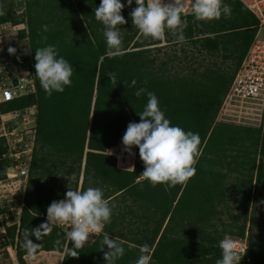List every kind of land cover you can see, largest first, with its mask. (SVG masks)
Here are the masks:
<instances>
[{
  "label": "trees",
  "instance_id": "1",
  "mask_svg": "<svg viewBox=\"0 0 264 264\" xmlns=\"http://www.w3.org/2000/svg\"><path fill=\"white\" fill-rule=\"evenodd\" d=\"M99 3L100 0H0V24H25L26 29H19L16 37L26 40L24 48L31 52L32 59L28 51L22 56L18 51L10 54L8 48L13 46L5 45L0 57L12 55L18 68L31 69L36 87L34 93L1 103L0 112L31 104L37 108L35 148L24 205L18 229L16 225L7 227L8 239L3 245L13 244L19 264H26L24 256L29 254L22 246L25 230L45 223L49 204L64 198L69 179L71 189H78L82 174L79 189L103 187L105 197L118 206L117 212H112L111 223L103 229L125 248L116 264H134L144 244L149 246L151 264H215L221 258L219 241L226 235L247 239L239 264H264V126L252 128L216 120L222 98L253 39L257 18L240 0H224L231 5L230 17L200 21L192 13L182 14L187 21V40L200 52L212 57L221 52L223 61L232 62L224 66L217 61L197 64L182 73L169 68L177 57L175 50L159 61L151 56L153 49L159 50L152 45L160 40L141 36L132 25L126 0H121L125 4L121 14L127 21L120 26L123 54L109 58L104 26L95 18ZM21 6L24 8L18 12ZM44 25L47 31L43 30ZM45 36L47 40L43 39ZM173 36L166 30L168 43L177 42ZM49 44L55 45L58 54L74 68L71 86L50 97L42 89L34 68L35 49ZM181 51L186 59L193 58L188 50ZM110 72L116 74L115 85L108 78ZM133 79L137 81L135 87L130 86ZM145 79L146 85L142 83ZM140 87L156 94L161 110L173 125L199 133L201 155L194 165L196 173L186 186L152 187L140 176L144 165L138 147L134 171L117 167L116 156L108 153L122 142L127 124L140 120L137 113L147 102L146 94H134ZM8 165V159L0 160V171ZM59 173L58 186H50ZM42 179L48 184L41 183ZM230 196L238 202L234 209L239 214L227 207L233 222L227 224L218 215L223 211L219 207L227 204ZM261 201L259 222L256 207ZM120 204L126 205L121 208ZM125 217H129L126 223ZM214 219L224 228L218 230ZM246 220L256 228L255 232L247 231ZM66 233L55 224L40 241L32 235L29 238L41 244L36 253L62 252L61 264H106L103 252L107 246L100 250L102 234L88 240L74 258L64 251ZM57 239L60 245L54 243Z\"/></svg>",
  "mask_w": 264,
  "mask_h": 264
},
{
  "label": "clouds",
  "instance_id": "2",
  "mask_svg": "<svg viewBox=\"0 0 264 264\" xmlns=\"http://www.w3.org/2000/svg\"><path fill=\"white\" fill-rule=\"evenodd\" d=\"M126 2L131 6L133 0ZM182 2L183 0H135L136 7L130 12L132 25L143 38L164 40L166 30H170L176 36L177 42L183 43L186 40L184 29L187 21L182 16ZM124 7L121 0H100L95 8V18L104 26L103 35L109 58L123 54V34L120 26L127 23L121 14ZM231 13V5L224 3V0H192V14L197 20L210 21L219 19L222 15L230 17ZM42 27L47 31L46 25ZM43 39L47 40V37ZM8 52L13 54L15 49L9 47ZM34 60L35 74L47 96L50 97L53 92H63L65 87L71 86L74 68L67 59L58 54L55 45L36 48ZM108 78L113 85L118 82L115 73H108ZM142 83L146 85L148 81L145 79ZM136 84L137 81L133 79L130 86L135 87ZM142 93L146 94L147 102L143 110L137 113L139 122L130 121L127 124L121 142L124 151L132 155V147H138L139 157L144 165L140 176L152 187L157 184H166L168 188L177 184L186 186L196 173L194 165L201 155L199 133L173 125L161 110L156 94L146 87L138 88L134 94L139 97ZM131 169L134 171L132 167ZM114 207L99 187L68 188L63 199L53 200L47 207L45 223L31 231L25 230L22 246L29 255L34 256L41 244L33 242L30 235L40 241L42 235L51 233L56 223L70 222L71 228L65 237L67 244L64 245L66 256L78 257L79 250L83 249L90 235L102 234L100 250L103 251L104 246H107V251L103 252L104 260L106 264H116L123 257L125 248L121 242L103 231L104 226L111 223ZM69 242L72 243L71 247ZM54 243L60 245L61 241L57 239ZM218 246L221 249V258L215 264H239L245 254L228 236L222 238ZM139 252L134 264H151L149 246H140Z\"/></svg>",
  "mask_w": 264,
  "mask_h": 264
},
{
  "label": "built area",
  "instance_id": "3",
  "mask_svg": "<svg viewBox=\"0 0 264 264\" xmlns=\"http://www.w3.org/2000/svg\"><path fill=\"white\" fill-rule=\"evenodd\" d=\"M240 1L257 18L256 31L222 98L216 120L263 129L264 0ZM6 24L13 36L8 43L5 42V38L2 40L0 49L4 45L13 46L15 51L23 52V54L28 51L31 58V52L24 48L26 40H19L16 37L18 30L23 29L19 28V25L24 23L5 22L0 26ZM12 55L0 57V104L25 94L34 93L36 89L31 69L18 68ZM32 65L31 62V68ZM36 112L35 104L20 110L0 112V160H9V165L0 171V264H19L15 246L10 242L4 245L3 243L8 239V226L16 225V230L18 229L20 212L24 205V192L28 182V170L35 146ZM116 163L120 166L118 160ZM23 178H26L25 183L22 182ZM19 190H23V194L17 200L14 195ZM11 213L18 215L16 221H8ZM56 225L66 232L71 228L70 222L56 223ZM226 236L231 237L239 249L246 251V237Z\"/></svg>",
  "mask_w": 264,
  "mask_h": 264
},
{
  "label": "rangeland",
  "instance_id": "4",
  "mask_svg": "<svg viewBox=\"0 0 264 264\" xmlns=\"http://www.w3.org/2000/svg\"><path fill=\"white\" fill-rule=\"evenodd\" d=\"M14 1H16V0H14ZM134 7H136L135 0H133V3H132L131 6L127 5L126 9L131 12L132 8H134ZM23 8L24 7L21 6V7H19L17 9V11L20 12V11L23 10ZM181 12H182V14H190V13H192V0H183L182 6H181ZM7 27H8V24H6L4 26H0V33H1L0 34V43H2V40L4 38H5V42L8 43V41H10V39L13 36L11 34L12 31L9 30ZM20 27L26 29L25 24H20L19 28ZM169 33L172 34L170 32V30H169ZM168 36L170 37L172 35H168ZM172 38H175V35ZM149 39H152V38H149ZM167 40H168V38L166 37V39L160 40L159 43H156L155 45H152V47L157 46L159 48V50L153 49L151 51V53H152L151 56L152 57H156V61H159L161 59V57H163V56H165V57H167V55L171 56L172 55L171 54L172 51L175 50L177 57H175V59H173V61L170 62V65H169V68H170V70H172V72H182L183 73L184 70L187 71V69H190V68H187L188 66H190L192 68V67L197 66V64L206 65L207 63H210L212 61H214V62L217 61L219 64H221L223 66L226 65V64L232 63L230 59H227V60L223 61V58L221 56V52H219L217 55H215L213 57L207 55L203 50H202V52H200L198 50L199 47L198 46H194L187 39L183 43H178V42H176V43L175 42L174 43H168ZM5 48L7 49V47H5ZM6 49H5V51H7ZM181 49L188 50L187 54L189 56L192 55L194 59L193 58L189 59V57H187V59H189V60H187L184 57ZM20 55L22 56L23 52H21ZM192 62H194V64H191ZM244 126H246V125H244ZM120 145L121 146H119V147L110 148L108 150V153L115 154L116 158L118 157V159H117L118 160V164L120 165V167L122 166L121 168H128L131 165L130 159H132V156L129 155L128 152L124 151V146H123L122 143ZM34 148H35V146H34ZM134 148H135V146L132 147V149H134ZM33 151H34V149H33ZM28 177H29V170H28ZM28 177H27V181H28ZM231 179L232 178L230 177V180L229 179H227V180L231 181ZM25 180H26V178H23L22 182L25 183ZM53 180H54V183H53V181H51V185L50 186L57 187L58 186V181L60 180V173L56 177H54ZM40 181H41V183H43L45 185L48 184V181H46L45 179H42ZM78 181H79L78 184L80 185V183L82 182L81 176L79 177ZM67 185L68 186L64 188L65 190H68V188L71 189L73 187L71 179H69V181H67ZM79 185H78V189H79ZM101 189L103 191H105V188L102 187ZM227 191H230V189H228ZM21 194H23V190L17 191L15 193L14 197L17 198V200H19L20 196H22ZM24 194H25V192H24ZM237 204H238V202L236 203L232 196L227 197V204L224 203L223 206L219 207V208H221L223 210L218 215L221 218L222 221H224L227 224L232 222V219L229 218L228 215H227V210H228V208H230V211L238 212V214H239V210L234 209L237 206ZM262 204H263V201H261L256 207V212H257L256 219L259 222H261ZM119 206H121V208H122V206H124V204H120ZM117 210H118V206L116 204V206L113 209V212H117ZM9 216H10L8 218L9 222L16 221V218H18V215H16L15 213H11V214H9ZM242 220L243 219L241 218L239 220V222H242ZM124 221L126 223L127 220L124 219ZM213 222L216 223V228L218 230L224 228V226L220 224V221L218 219H214ZM245 224H246L247 231H249V230H252V232L256 231V228L254 226L249 225L248 220L245 221ZM210 229H213V228L210 227ZM95 235L96 234L90 235L88 240L92 241L93 237ZM60 256L61 255H59L58 253L46 251V252L37 253L32 258L26 257L25 260H26V264H60V261L58 259V257H60Z\"/></svg>",
  "mask_w": 264,
  "mask_h": 264
},
{
  "label": "crops",
  "instance_id": "5",
  "mask_svg": "<svg viewBox=\"0 0 264 264\" xmlns=\"http://www.w3.org/2000/svg\"><path fill=\"white\" fill-rule=\"evenodd\" d=\"M121 143H119L118 145H116V146H114V147H119V146H121L120 145ZM135 150H136V146H135V148L134 149H132V159H130V163H131V165H130V167H128L127 169H131V167H133V164H134V159H135ZM33 156V155H32ZM81 176V178H82V174L80 175ZM103 192H105V191H103ZM106 198H107V196H106ZM108 199H110V197H108ZM111 200V199H110ZM126 204L128 205L129 204V200H127V202H126ZM126 204H124V206L126 205ZM129 217H126L125 219L128 221L129 219H128ZM40 252H46L45 250H41V251H39L38 253H40ZM48 252H54V253H58L59 255H61L60 257H58V259H59V261H60V264H61V259H62V255H63V253L62 252H59V251H55V250H51V251H48ZM37 254V253H36ZM35 254V255H36ZM26 257H28V258H32L33 256L32 255H25L24 256V258L26 259ZM26 261V260H25Z\"/></svg>",
  "mask_w": 264,
  "mask_h": 264
}]
</instances>
